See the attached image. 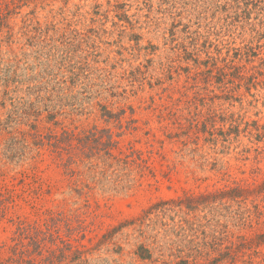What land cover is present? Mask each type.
I'll use <instances>...</instances> for the list:
<instances>
[{"label":"rangeland","instance_id":"rangeland-1","mask_svg":"<svg viewBox=\"0 0 264 264\" xmlns=\"http://www.w3.org/2000/svg\"><path fill=\"white\" fill-rule=\"evenodd\" d=\"M0 169V264H264V0H0Z\"/></svg>","mask_w":264,"mask_h":264},{"label":"trees","instance_id":"trees-1","mask_svg":"<svg viewBox=\"0 0 264 264\" xmlns=\"http://www.w3.org/2000/svg\"><path fill=\"white\" fill-rule=\"evenodd\" d=\"M69 137L71 136L69 134V132H67ZM71 141V139H70ZM61 141L57 138V145L56 147H61L60 146ZM119 142L118 141H114V140H110L106 145V152L105 155H107L109 158H113V159H118V156L115 155L114 153V149L118 148ZM65 150L71 151L73 150L72 148V143L70 142V144H68V148H64L61 147ZM94 148H91V151H94ZM134 151V150H133ZM70 153V152H69ZM128 157L130 156L129 154H126ZM74 159L70 157V161L67 164V167L69 165L72 164L71 161H73ZM118 160L121 161V158H119ZM74 163V162H73ZM71 167V166H69ZM72 168V167H71ZM1 171V169H0ZM264 189V188H263ZM262 192L264 190H261ZM252 192L251 187H245L243 185H237V187H231L228 188L226 190H218L215 192H207V193H201V194H186L185 196H181L179 198H248V194ZM6 197L5 195L1 192L0 190V215H2V213L5 210V203H6ZM163 204H168L167 201L163 202ZM34 230H29L26 227L20 225L19 226V233L20 236L29 238V243L31 245H33V249L37 250L42 248L43 246V242L45 241V238L42 237L43 231L39 228L36 227L34 228ZM25 247V245H23ZM26 250L29 251V247L27 249H23L21 252L24 253Z\"/></svg>","mask_w":264,"mask_h":264}]
</instances>
